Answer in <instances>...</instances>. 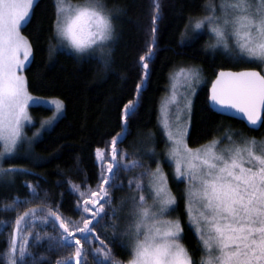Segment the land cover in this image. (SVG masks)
Listing matches in <instances>:
<instances>
[{"label":"snow or ice","instance_id":"6c2138e0","mask_svg":"<svg viewBox=\"0 0 264 264\" xmlns=\"http://www.w3.org/2000/svg\"><path fill=\"white\" fill-rule=\"evenodd\" d=\"M33 3L34 0H0V143L3 145L0 163L10 159L16 151L23 138L25 122L32 123L28 115L30 103L50 106L54 103L57 114L64 108L62 101H41L31 95L26 78L20 74L33 56L30 41L21 34V26L30 21ZM154 7L153 34L157 31L159 4ZM203 7L207 14L190 20L186 30L191 28L196 32L207 27L215 43L206 47H222L225 52L235 50L234 59L264 65V0H220L219 5ZM113 19L106 0H56L53 32L58 43L50 47V54L57 46L66 44L78 55L91 52V58L107 66L109 43L114 37ZM153 55L154 41L148 52L139 58L144 74L141 83L136 84L138 95L144 88L143 81L148 78ZM200 72L199 68L191 67L176 72V77L184 82L181 87L186 86L191 95H195V85L201 82ZM208 101L222 113L235 110L242 114L248 127L256 130L264 120V72H218ZM192 104L188 94L177 92L173 83L170 98L158 117L166 145L161 159H152L158 155L154 147L143 150L142 154L139 150L129 153L120 149L119 145L129 135L128 124L135 108L133 101L125 104L120 131L111 137L110 149H95L99 169L95 188H85L87 178L80 184L67 181L69 193L77 198L73 210L80 218L72 220L60 212L62 199L60 203L51 204L44 200L19 213L5 254L7 264H25L31 236L25 235V229L35 227L37 221L41 225L53 224L58 235L48 236L49 240L59 247L74 249L56 264H72L73 260L75 264H86L88 254L93 255L94 264H197L181 242L180 219L165 218L177 205L162 167L165 163L170 167L174 165L178 183H186L185 210L201 246L199 264H264V142L234 140L236 133H226L228 144L223 148L220 144L225 137L213 138L196 149L189 147ZM56 118L54 115L51 120L43 121L41 129L50 126ZM143 156H148L156 167L145 165ZM121 169L125 172L140 169L128 177L130 195L127 199L131 201V210L123 218L118 213L124 201L120 208L112 206V192L124 187L123 181L115 183ZM18 171L24 170L0 167V174ZM26 187L33 199L39 198L38 186L27 184ZM20 203L31 201L18 198L14 201V204ZM6 207L12 210L13 206ZM8 223L0 224V229ZM118 238L120 247L129 251L130 258L126 262L113 254L111 245ZM41 239L36 232L35 240Z\"/></svg>","mask_w":264,"mask_h":264},{"label":"trees","instance_id":"16d2710c","mask_svg":"<svg viewBox=\"0 0 264 264\" xmlns=\"http://www.w3.org/2000/svg\"><path fill=\"white\" fill-rule=\"evenodd\" d=\"M214 2L106 0L114 16V37L109 43L108 64L105 66L91 58V52L78 55L67 49V45L57 46L56 51L50 54V47L58 43L53 32L56 1L36 0L30 21L21 27L22 35L30 41L33 49L24 77L29 93L58 98L63 102L64 110L40 138L28 146L21 144L10 159L0 164L5 169L24 170L0 174V224L9 221L7 227L0 229V264H4L2 257L8 248L17 212L23 213L44 200L51 204L53 201L60 203L62 199L60 212L72 220L80 218L79 213L73 210L77 198L69 193L67 181L80 184L87 178L85 188H95L99 171L95 149H110L111 137L120 131L121 112L129 101L134 102L135 108L128 124L129 135L119 145L120 149L129 153L139 150L142 154L143 150L154 147L158 155L152 159L164 156L165 142L158 117L171 77L181 68L201 70V82L192 98L191 129L187 138L189 147L209 143L230 128H241L247 136L259 138L264 135V120L259 129L253 130L241 120L214 112L208 104V88L219 69L256 68L261 71L262 68L254 62L234 59L236 53L233 51L206 47L213 43L207 27L196 32L191 28L186 30L190 20L207 14L203 6ZM156 3L159 4V19L157 31L153 34L152 16ZM153 41L154 55L149 62L148 78L143 81L144 88L138 95L136 84L141 83L144 74L139 58L148 52ZM29 111L35 126L51 115V110L42 106H31ZM142 162L151 168L156 165L148 156H143ZM133 172L121 169L116 175L115 183L123 181L124 187L112 192V206L120 208L124 201L118 213L122 218L131 210V201L127 199L130 195L127 181ZM27 184L38 186L39 198H32ZM17 198L19 201L31 200V203L23 208L17 206L19 210H8L6 205L14 203ZM175 211L183 225L181 242L199 264L201 246L187 220L182 195L177 197ZM37 231L36 224L31 230L25 264H56L74 251L59 247L48 238L31 241H35ZM54 235H58L56 230L48 236ZM108 235H111V230H108ZM124 243L126 245L127 241L124 240ZM120 244L118 238L111 245L112 251L116 259L126 262L130 258L129 251L121 248ZM72 264H75L74 260ZM86 264H94L90 254L86 257Z\"/></svg>","mask_w":264,"mask_h":264},{"label":"rangeland","instance_id":"374dc122","mask_svg":"<svg viewBox=\"0 0 264 264\" xmlns=\"http://www.w3.org/2000/svg\"><path fill=\"white\" fill-rule=\"evenodd\" d=\"M55 1H56V0H55ZM35 2H36V0H34V3H35ZM34 3H33V5H34ZM219 3H220V0H215V2L212 3V4H214V5H219ZM31 11H32V9H31ZM30 14H31V13H30ZM22 26H23V25H22ZM22 26H21V27H22ZM21 34H22V33H21ZM212 40H213V43H215L214 39H212ZM64 46H66V44H64ZM66 48L69 49V50H72V49H70V48H68V47H66ZM232 51L235 52V50H232ZM230 53H231V52H230ZM30 61H31V58H30ZM30 61L27 62V63L25 64L24 69H25L26 66L30 63ZM261 66H262V68H261V72H264V65H261ZM24 69H23L22 72H20V74L23 75V76H24ZM176 72H177V71H176ZM176 72H175V73L172 75V77H171V81H170V85H169L168 91H167L166 95L164 96V99H163V101H162V103H161L160 115H159V116H161V114H162V109H163L165 103H166V102L169 100V98H170V94H171V89H172L173 83H175V85H176V90H177V92H179V93H187V94H188V98H190L191 100H192V98H193V95H191V93L188 91V89H187L186 86L181 87V85H183L184 82L176 77ZM199 84H200V83H199ZM199 84H196L195 87L197 88V86H198ZM30 94H31V93H30ZM31 95H32V94H31ZM33 96H35V97H39L41 101H49V102H57V101H61V100L58 99V98H47V97H41V96H36V95H33ZM181 103H182V104L184 103V98H183V96H181ZM31 106H42V107L49 108V109L51 110V115H50L48 118H46L45 120H43V121L51 120V119L53 118L54 115H56V117H57L56 120H57V119H58L59 117H61V115L63 114V111H62L61 113H59V114L56 113V109H55L54 103H52L51 106H50L48 103H40V104L30 103L29 108H28V115H29L30 120L32 121V123L30 124V123L27 122V121L25 122V126H24V128H23V138H22V140L19 142V144H18V146H17V149H18V147H19L21 144H24V145H27V146H28V144H31L32 142H34L35 140H37L38 138H40L41 135H42L46 130H48V129L54 124V122L56 121V120H54L53 123H52L50 126H49V125H46L43 129H41V124H42L43 121H42L38 126H35V125H34V122H33V119H32V117H31L30 111H29V109H30ZM63 110H64V108H63ZM29 128H30V130H29ZM38 130H40L39 134L36 135V136H34V133H37ZM226 133H236L237 135H236V136H233V139H234V140H241V139H255L257 142H264V135H262V136L259 137V138H258V137H254V136H247L241 128H230V129H226V130L222 131V132L220 133V136L218 137V138L225 137V138L222 140L221 144H220V147H221V148L225 147V146L228 144V140H227V138H226ZM206 144H208V143H206ZM206 144H204V145H206ZM199 147H201V146L195 147V148H193V149H196V148H199ZM2 149H3V145H2V143H0V150H2ZM17 149H16V151L14 152V154L17 152ZM165 152H166V145H165V151H164V154H165ZM14 154H13V155H14ZM13 155H12V156H13ZM158 159H161V158H158ZM0 164H1V163H0ZM155 167H156V165H155ZM155 167H153V168H155ZM162 167H163L164 172L168 175L169 187H170V189H171L173 195L176 197V199H177L178 195H182V196H183V198H184V210H185V189H186V183H185V182H179V183H178V182L176 181V179H175V177H174V165H172V166L170 167L167 163H165V164L162 165ZM24 201H25V200H24ZM29 201H31V200H29ZM149 203H151V200H150V199H149ZM9 205H12V206H13V207H12V210H15V209H16V210H19V209H17V206H18L19 208H23V207L27 206L28 203H26V204H25V203H20V204H14V203H11V204H7L6 206H9ZM19 213H20V212H17L16 214L18 215ZM176 213H177V212L174 210L173 212H171V213H170L167 217H165V218H166V219H175V218H179L178 215H176ZM185 213H186V210H185ZM186 217H187V220H188V222H189V219H188V216H187V215H186ZM36 224H37V228H38V231H37V232L40 233V235H41V237H42V240H43L44 238H47L48 235L52 233V231H55L52 223H48V224H46V225H41V224L39 223V221H37ZM36 224H35V225H36ZM13 227H14V225H13ZM13 227H12V228H13ZM32 229L34 230V227H32V226H29L28 228H26V229H25V235L32 234V232H31ZM11 232H12V231H11ZM46 234H47V235H46ZM31 241H33V242H37L36 240H35V241H34V240H31ZM9 242H10V241H9ZM87 247H88V246H86V248H87ZM8 248H9V245H8ZM8 248L6 249V251L4 252L3 257H2V260H3V263H4V264H7V259H6V255H5V254L7 253ZM28 255H29V252H28V254H26L25 257H27ZM90 255H91V254H90ZM91 256H92V258L94 259L93 255H91Z\"/></svg>","mask_w":264,"mask_h":264},{"label":"water","instance_id":"95a60500","mask_svg":"<svg viewBox=\"0 0 264 264\" xmlns=\"http://www.w3.org/2000/svg\"><path fill=\"white\" fill-rule=\"evenodd\" d=\"M245 70H256V71H260L259 69H256V68H243V69H237V70H235V69H219V70L216 72V74H217L218 72H220V71H226V72H227V71H231V72H241V71H245ZM215 78H216V75L214 76L213 80H214ZM213 80H212V81H213ZM212 81H211V83H210V85H209V88H208V96H209V92H210V88H211ZM208 104H209L210 108H211L214 112H216V113H218V114H221V115H223V116L232 117V118H235V119L241 120V121H242V122L248 127V125H247V123H246V120H244V119L241 118L242 114L236 113L235 110H229V111L226 112V113H222L221 110H220L217 106L210 104L209 101H208ZM263 113H264V109H262V116H263ZM262 122H263V120H262ZM262 122L260 123V125L258 126L257 129L260 128V126L262 125ZM248 128H250V127H248ZM257 129H256V130H257Z\"/></svg>","mask_w":264,"mask_h":264}]
</instances>
